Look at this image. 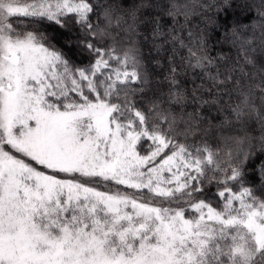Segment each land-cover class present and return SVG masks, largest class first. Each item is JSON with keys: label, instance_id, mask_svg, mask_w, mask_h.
Returning a JSON list of instances; mask_svg holds the SVG:
<instances>
[{"label": "snow or ice", "instance_id": "1", "mask_svg": "<svg viewBox=\"0 0 264 264\" xmlns=\"http://www.w3.org/2000/svg\"><path fill=\"white\" fill-rule=\"evenodd\" d=\"M0 264H264V0H0Z\"/></svg>", "mask_w": 264, "mask_h": 264}, {"label": "trees", "instance_id": "2", "mask_svg": "<svg viewBox=\"0 0 264 264\" xmlns=\"http://www.w3.org/2000/svg\"><path fill=\"white\" fill-rule=\"evenodd\" d=\"M190 27H192L194 32L199 33L205 27V25L200 20L196 19L195 22L192 25H190ZM29 30H31V29H29ZM73 30H75V29H73ZM216 35H219V34L217 33ZM55 42L58 44V46L62 47L64 49V51L68 53L69 57L73 61H75L77 64L81 63V61L87 60V54L86 53L81 55L75 47L69 49V48H65L63 46V44L60 43V41H55ZM210 49H211L210 54L213 56H215L217 54V52H219L221 50L224 52L228 51V48L226 46L221 48L220 45H217L215 43L214 38L210 40ZM211 191H215V189L213 188V189H211Z\"/></svg>", "mask_w": 264, "mask_h": 264}, {"label": "rangeland", "instance_id": "3", "mask_svg": "<svg viewBox=\"0 0 264 264\" xmlns=\"http://www.w3.org/2000/svg\"><path fill=\"white\" fill-rule=\"evenodd\" d=\"M84 62V61H81V63Z\"/></svg>", "mask_w": 264, "mask_h": 264}]
</instances>
